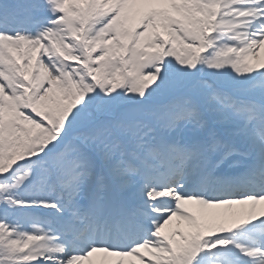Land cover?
<instances>
[{
	"label": "snow or ice",
	"instance_id": "1",
	"mask_svg": "<svg viewBox=\"0 0 264 264\" xmlns=\"http://www.w3.org/2000/svg\"><path fill=\"white\" fill-rule=\"evenodd\" d=\"M0 264H264V0H0Z\"/></svg>",
	"mask_w": 264,
	"mask_h": 264
}]
</instances>
